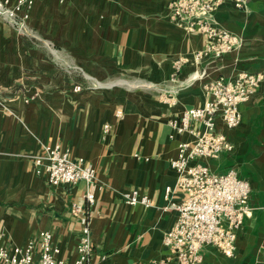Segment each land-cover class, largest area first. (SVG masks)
<instances>
[{"label":"crops","instance_id":"1","mask_svg":"<svg viewBox=\"0 0 264 264\" xmlns=\"http://www.w3.org/2000/svg\"><path fill=\"white\" fill-rule=\"evenodd\" d=\"M170 2L35 0L23 32L0 19V245L37 243L48 230L54 257L71 262L88 222L93 264H175L163 236L177 218L169 205L186 191L176 187L170 161L178 141L192 136L175 133L169 120L211 98L205 82L249 71L263 78L240 104L239 124L217 125L232 149L203 161L214 172L234 168L249 182L251 214L236 230L232 257L210 245L201 253L206 264H264V0L220 4L215 25L240 43L198 61L207 39L171 22ZM44 143L83 157L96 179L49 184L33 159ZM131 190L150 204L127 203L123 194Z\"/></svg>","mask_w":264,"mask_h":264},{"label":"built area","instance_id":"2","mask_svg":"<svg viewBox=\"0 0 264 264\" xmlns=\"http://www.w3.org/2000/svg\"><path fill=\"white\" fill-rule=\"evenodd\" d=\"M35 0H0V19L23 32L30 9ZM247 0H171L168 5L169 20L190 32H200L207 39L206 46L195 53V59L219 57L239 45L238 37L225 28L215 25L213 11L224 2L243 8ZM261 72L238 71L229 79L215 78L203 84L211 98L182 111L179 118L169 120L177 134L189 133L191 139L178 141L176 154L170 165L176 171V187L186 191V196L169 207L177 211L174 225L165 232L163 243L174 258L175 264H206L201 253L205 245L215 247L226 257L235 252L236 230L245 216L251 214L248 205L250 185L237 175L234 168L224 172L211 171L205 159L216 158L232 149L226 134L218 129L220 121L226 129L236 127L241 120L240 104L249 100L259 86ZM74 86V90H79ZM116 111V116H121ZM108 125H104L107 131ZM173 137V134H170ZM42 152L33 156L36 173L45 174L51 185L86 184L96 179L94 166L83 157L71 158L69 150L59 143L42 144ZM100 187V186H99ZM171 187H166L170 192ZM129 204L148 206L147 195L137 190L125 192ZM85 201L93 203L94 194L89 189ZM72 209L82 213L81 204L72 202ZM88 215L91 216L90 212ZM38 254L35 256V246ZM92 241L89 223L81 228L76 243L77 257L71 261L56 259L52 234L43 230L39 240H28L23 245H0V264H93L90 259ZM264 262V244L260 248Z\"/></svg>","mask_w":264,"mask_h":264},{"label":"rangeland","instance_id":"3","mask_svg":"<svg viewBox=\"0 0 264 264\" xmlns=\"http://www.w3.org/2000/svg\"><path fill=\"white\" fill-rule=\"evenodd\" d=\"M187 31V30H186ZM2 98H1V96H0V105L2 106L4 103H3V101L1 100Z\"/></svg>","mask_w":264,"mask_h":264},{"label":"water","instance_id":"4","mask_svg":"<svg viewBox=\"0 0 264 264\" xmlns=\"http://www.w3.org/2000/svg\"><path fill=\"white\" fill-rule=\"evenodd\" d=\"M232 51V50H231ZM230 52V51H229ZM228 53V52H227ZM226 54V53H225ZM224 55V54H223ZM223 55H221V56H223ZM221 56H219V57H221ZM219 57H216V58H219Z\"/></svg>","mask_w":264,"mask_h":264}]
</instances>
